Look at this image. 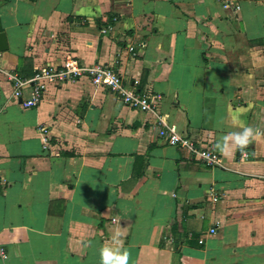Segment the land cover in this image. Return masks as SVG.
Wrapping results in <instances>:
<instances>
[{"label":"crops","instance_id":"0c3cea01","mask_svg":"<svg viewBox=\"0 0 264 264\" xmlns=\"http://www.w3.org/2000/svg\"><path fill=\"white\" fill-rule=\"evenodd\" d=\"M233 2L0 0V264H101L117 231L128 264H264V136L215 148L241 124L264 133V0ZM66 56L160 95L156 115L86 79L22 108L6 75ZM157 118L220 167L159 138Z\"/></svg>","mask_w":264,"mask_h":264},{"label":"built area","instance_id":"2783aa9c","mask_svg":"<svg viewBox=\"0 0 264 264\" xmlns=\"http://www.w3.org/2000/svg\"><path fill=\"white\" fill-rule=\"evenodd\" d=\"M224 7L232 9L233 12L237 10V4L233 0H224ZM127 50L134 56L132 47H128ZM6 77L11 85L12 97L19 100V105L25 109L37 106L49 87L60 86L79 79L88 80L94 87L104 88L133 111L156 115L157 107L161 101V96L158 94L126 89L118 73L111 66L97 63L85 66L79 64L71 56L64 57L59 65H44L28 78H21L15 73H8ZM25 89L28 90L29 95L23 99L22 94ZM157 121L161 126L157 132L159 138L178 148L187 150L190 155L210 168L220 167V158L211 148L198 146L189 138L182 137L167 127L160 118H157ZM42 148H46L44 141ZM216 200V197L211 198L212 202ZM209 233L213 234L214 229H210ZM5 258V251L0 246V259L4 260Z\"/></svg>","mask_w":264,"mask_h":264},{"label":"clouds","instance_id":"9594fccd","mask_svg":"<svg viewBox=\"0 0 264 264\" xmlns=\"http://www.w3.org/2000/svg\"><path fill=\"white\" fill-rule=\"evenodd\" d=\"M242 131L229 132L222 136L220 140L215 144V148L223 155L227 156L233 150L239 149L244 154V149L248 147L254 139L264 136L258 129H254L251 126H245L241 124ZM175 139V137H174ZM119 231L116 232L114 240L117 243V247L112 248L107 245L100 249L101 264H128L130 253L126 249H122L119 238Z\"/></svg>","mask_w":264,"mask_h":264},{"label":"water","instance_id":"95a60500","mask_svg":"<svg viewBox=\"0 0 264 264\" xmlns=\"http://www.w3.org/2000/svg\"><path fill=\"white\" fill-rule=\"evenodd\" d=\"M7 48L6 42H5V35L3 33H0V52L5 51Z\"/></svg>","mask_w":264,"mask_h":264},{"label":"trees","instance_id":"16d2710c","mask_svg":"<svg viewBox=\"0 0 264 264\" xmlns=\"http://www.w3.org/2000/svg\"><path fill=\"white\" fill-rule=\"evenodd\" d=\"M111 20H112V18L110 17V18L107 19V22L110 24Z\"/></svg>","mask_w":264,"mask_h":264}]
</instances>
